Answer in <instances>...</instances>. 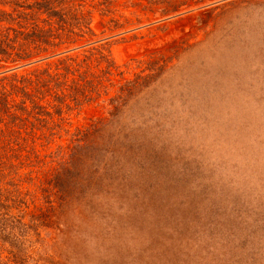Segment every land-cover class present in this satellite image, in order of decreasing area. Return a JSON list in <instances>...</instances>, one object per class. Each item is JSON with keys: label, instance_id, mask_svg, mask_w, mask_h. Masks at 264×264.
I'll return each mask as SVG.
<instances>
[{"label": "rangeland", "instance_id": "rangeland-1", "mask_svg": "<svg viewBox=\"0 0 264 264\" xmlns=\"http://www.w3.org/2000/svg\"><path fill=\"white\" fill-rule=\"evenodd\" d=\"M114 11L127 30L108 47L137 59L132 98L74 114L122 110L72 174L73 202L9 224L0 264H264V0Z\"/></svg>", "mask_w": 264, "mask_h": 264}, {"label": "trees", "instance_id": "trees-1", "mask_svg": "<svg viewBox=\"0 0 264 264\" xmlns=\"http://www.w3.org/2000/svg\"><path fill=\"white\" fill-rule=\"evenodd\" d=\"M116 3L0 0V239L4 242L14 240L9 224H24L33 209L57 210L56 203L64 207L73 202L70 189L78 181L72 174L97 158L109 123L122 110H105V116L79 126L73 122L74 114L88 106L104 108L132 98L136 81L130 77L131 66L137 59L120 65L108 47L109 39L127 30V21L121 22L124 16L114 14ZM96 14L101 16L100 32L95 29ZM40 59L44 60L24 66Z\"/></svg>", "mask_w": 264, "mask_h": 264}, {"label": "water", "instance_id": "water-1", "mask_svg": "<svg viewBox=\"0 0 264 264\" xmlns=\"http://www.w3.org/2000/svg\"><path fill=\"white\" fill-rule=\"evenodd\" d=\"M44 59H46V58H44ZM44 59H40V60H36V61L30 62V63H28V64H26V65H24V66H30V65H33V64H35V63H38V62L43 61ZM22 67H23V66H22Z\"/></svg>", "mask_w": 264, "mask_h": 264}]
</instances>
